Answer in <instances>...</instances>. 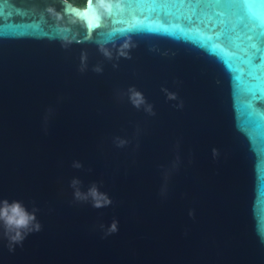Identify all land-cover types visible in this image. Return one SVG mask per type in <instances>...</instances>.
Here are the masks:
<instances>
[{
  "label": "water",
  "instance_id": "obj_1",
  "mask_svg": "<svg viewBox=\"0 0 264 264\" xmlns=\"http://www.w3.org/2000/svg\"><path fill=\"white\" fill-rule=\"evenodd\" d=\"M122 2L90 32L69 0H0V200L42 225L15 251L0 228V264H264V110L237 102L228 0ZM73 178L112 205L76 201Z\"/></svg>",
  "mask_w": 264,
  "mask_h": 264
},
{
  "label": "clouds",
  "instance_id": "obj_2",
  "mask_svg": "<svg viewBox=\"0 0 264 264\" xmlns=\"http://www.w3.org/2000/svg\"><path fill=\"white\" fill-rule=\"evenodd\" d=\"M49 11H53L49 9ZM117 11H123L122 0H87L86 7L77 12L76 19L81 22L90 32L100 28L104 19L113 15ZM135 47L130 41L123 44L116 52V59L124 58L131 59V49ZM101 53L108 59L112 60L113 52L107 47H100ZM81 71L87 67V54L83 53L81 56ZM118 67V65H113ZM93 71L102 74L103 68L96 66ZM169 100L175 101L178 99L175 93L169 92L167 89H162ZM128 98L130 103L140 109L142 106L149 115H155L153 106L148 104L143 94L134 87L128 89ZM177 108H182V102L176 105ZM117 147H124L128 141L119 137L114 141ZM213 156H219V150L213 149ZM73 168L82 169L83 165L79 161H74ZM74 190V198L80 202H91L92 206L97 209L111 206L113 201L107 193L100 191L98 184L93 183L87 191H83V183L78 178H73L70 184ZM38 209L33 208L31 211L20 201L0 200V228L3 229V237L8 241L9 251H15L17 245H22L23 241L28 235L40 232L42 225L37 219L36 212ZM192 215V213H190ZM118 220H113L112 224L108 227L107 235L114 234L118 231ZM103 227V226H102Z\"/></svg>",
  "mask_w": 264,
  "mask_h": 264
},
{
  "label": "snow or ice",
  "instance_id": "obj_3",
  "mask_svg": "<svg viewBox=\"0 0 264 264\" xmlns=\"http://www.w3.org/2000/svg\"><path fill=\"white\" fill-rule=\"evenodd\" d=\"M199 4V3H196ZM213 16L218 21L234 20L231 30L224 29V39L235 51L236 58L228 62V69L235 73L237 102L249 109L264 110L257 102L264 101V0H228L216 3ZM99 29V28H97ZM239 41L233 44V37Z\"/></svg>",
  "mask_w": 264,
  "mask_h": 264
},
{
  "label": "trees",
  "instance_id": "obj_4",
  "mask_svg": "<svg viewBox=\"0 0 264 264\" xmlns=\"http://www.w3.org/2000/svg\"><path fill=\"white\" fill-rule=\"evenodd\" d=\"M69 1L80 8H85L87 2V0H69Z\"/></svg>",
  "mask_w": 264,
  "mask_h": 264
}]
</instances>
